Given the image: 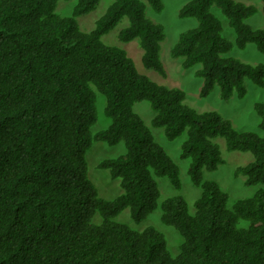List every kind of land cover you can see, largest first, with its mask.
Segmentation results:
<instances>
[{
    "label": "trees",
    "instance_id": "trees-1",
    "mask_svg": "<svg viewBox=\"0 0 264 264\" xmlns=\"http://www.w3.org/2000/svg\"><path fill=\"white\" fill-rule=\"evenodd\" d=\"M58 1L0 0V264H264V188L229 207L228 194L203 175L224 162L214 141L221 137L228 150L252 154L234 176L244 175L248 186L264 185V136L236 130L218 111L188 106L182 89L150 80L124 49L102 41L127 18L119 40L138 38L143 65L164 73V27L147 17L143 0H112L88 32L77 17L100 0H75L67 16L56 12ZM146 1L162 11V0ZM213 5L234 30L238 48L254 43L264 52V29L245 22L256 6L188 0L178 16L198 23L179 34L171 55L182 58L183 68L200 65L194 71L203 79L200 95L218 85L221 98L242 97L246 79L264 86V63L224 55L233 44L223 36ZM97 91L109 124L93 132ZM143 100L154 111L151 125L166 139L186 134L180 158L189 160L187 172L200 189L193 213L181 195L160 202L162 223L182 237L176 255L155 227L138 231L114 220L128 208L140 223L157 208L156 177L181 188L178 165L133 111ZM255 110L264 130V101ZM96 141L125 147L97 165L119 180L122 192L112 199L100 196L89 177L86 155Z\"/></svg>",
    "mask_w": 264,
    "mask_h": 264
},
{
    "label": "rangeland",
    "instance_id": "rangeland-1",
    "mask_svg": "<svg viewBox=\"0 0 264 264\" xmlns=\"http://www.w3.org/2000/svg\"><path fill=\"white\" fill-rule=\"evenodd\" d=\"M143 1L146 3L147 17L164 27L165 37L161 42L159 50V59L163 64L164 73H159L143 65L142 48L138 38L127 42L119 40L118 33L122 28L127 26V18L123 17L114 28L104 34L102 36V41L107 45L124 49L132 59L137 71L147 76L150 80L169 88L182 89L185 92V103L188 106L199 112L210 110L218 111L224 118L231 122L236 130H250L264 136V130L259 127L260 117L255 110V103L264 101V86L259 87L251 80L246 79V93L242 97H237L234 93L228 99H223L220 96V87L218 85H216L209 94L202 96L200 95V91L203 85V79L194 74V71L200 65L196 64L190 68H183L181 66L182 58L173 57L171 55V49L177 41L179 34L182 31L195 27L198 23L193 17L180 18L178 16L179 8L188 0H162L163 9L160 12H155L146 0ZM234 1L256 6V13L249 16L245 22L253 28L264 29V12L262 11L261 0ZM111 2L112 0H100L95 9L77 17L81 30L85 32L92 30L95 26V21L106 11V8ZM75 3V0H59L56 12L62 16L70 15ZM211 11L221 20L223 36L229 39L233 44L232 49L225 53V56H232L238 58L242 62L253 65L264 63V52L259 51L254 43H248L247 46L242 49L238 48L235 45L234 30L228 25L226 17L215 5L211 7ZM104 103V96L97 91L98 117L91 127L93 132L104 129L109 124V119L104 115L103 111ZM133 111L145 121L150 127L155 140L163 146L168 155L178 165L181 188L179 190L176 189L166 176L156 177L160 190L157 208L149 213L140 223L133 221L128 208L121 211L114 220L126 224L138 231L148 226L155 227L165 235L171 254L176 255L179 252V245L182 242V237L173 227L162 223L160 219V202L167 197L181 195L186 199L190 212L193 213L194 211L193 203L200 194V189L191 182L187 172L189 160L180 158V147L186 138V134L183 133L174 140L166 139L161 129L151 125L154 111L148 101L143 100L135 102ZM214 141L219 144L224 162L220 164L216 170L204 171L203 175L205 179L215 180L228 194L229 207L239 198L252 196L260 186L264 188V185H245V176L242 174L234 176V170L237 166L245 165L252 160V154L250 152L228 150L224 139L221 137L215 138ZM124 151L125 147L122 142L115 145H108L104 142L97 141L94 142L87 151L86 157L89 177L97 187L100 196L103 198L112 199L120 194L122 189L120 188L118 179L111 178L106 169H101L97 165L101 159L118 156L124 153ZM96 219V222H98L100 217L96 215Z\"/></svg>",
    "mask_w": 264,
    "mask_h": 264
}]
</instances>
